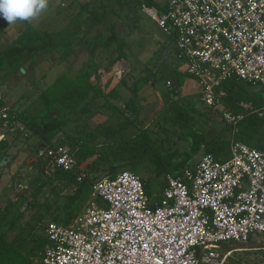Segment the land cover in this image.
Here are the masks:
<instances>
[{
    "label": "built area",
    "instance_id": "1",
    "mask_svg": "<svg viewBox=\"0 0 264 264\" xmlns=\"http://www.w3.org/2000/svg\"><path fill=\"white\" fill-rule=\"evenodd\" d=\"M141 10L174 35L176 57L200 86L204 106L219 104L214 89L230 78L264 93V0H167L162 11L144 4ZM255 112L264 115V106ZM222 118L235 127L243 114ZM0 120L10 132L24 130L6 103ZM35 160L64 172L77 168L64 146L42 147ZM75 176L81 182L86 173ZM165 181L155 200L130 171L93 182L102 205L91 203L70 226L49 222L42 264H230L235 251L251 250L220 253V244L245 246L264 235V150L233 140L226 159L204 154Z\"/></svg>",
    "mask_w": 264,
    "mask_h": 264
},
{
    "label": "trees",
    "instance_id": "2",
    "mask_svg": "<svg viewBox=\"0 0 264 264\" xmlns=\"http://www.w3.org/2000/svg\"><path fill=\"white\" fill-rule=\"evenodd\" d=\"M95 1L99 2V7L96 8L94 4L91 6L86 4L83 10L87 12L92 24L109 25V32L104 37L101 46L103 48L115 46L117 56L109 60V65H113L115 61L124 59L125 45L121 34L118 33L119 26L110 20V15L115 14L113 9L102 0ZM113 1L118 2V0ZM143 4L156 7L162 11L161 5L154 0H144ZM7 26H9L7 21L0 19V29H5ZM169 36L172 38L177 55L174 35ZM55 44V38L47 31L26 24L16 37L0 48V85L7 81L11 75L21 72L36 56L53 50ZM145 70L147 71L146 74L139 77L131 86L130 102L137 100L141 89L151 83L155 77V73L150 69ZM97 71L98 65L94 62L84 63L79 70L62 74L49 87L41 90L37 96L36 106L13 111L7 105L14 121L23 126V131L14 130L10 132L11 124L5 127L3 121L0 120V135H3V138L0 139V165L3 163L9 165L10 162L7 161L9 158L8 151L12 144L17 143L16 141H22V139L26 142L30 137L37 139V143L30 148L35 156L37 151L42 148L41 146H64L72 153L77 167L74 173L59 169H54L52 172L54 180L64 182L72 190L71 194L66 196L62 208L56 211L50 220V222L64 226H70L73 223L78 216L77 211H80L83 205L88 203L89 196L90 198L92 196L93 182L103 177L114 178L119 172L130 171L140 178L149 199H152L150 197L151 186L157 185L160 190L156 197L158 199L166 186V176L168 174L177 176L186 169L175 171V169L166 167V157L160 151L161 145H158L161 142L158 141V138H151L148 130L141 131L140 134L131 137H125V134H112V131H108L107 128H99V126L93 131L77 128L71 134L66 132L69 124L77 116L94 111L91 108L94 101L101 102L98 111L104 110L110 111L111 115H122V109L112 103L113 100L118 99V92L114 88L105 92L108 86L102 89L99 80L94 84L91 82L92 76H96ZM184 77L191 76L186 73L176 76L175 89L171 90V98L179 95ZM120 83L127 86L124 80H121ZM254 87L239 82L235 78L221 82L214 89L219 104L207 107L205 114L202 113L197 117L210 115L223 121V112L243 114L242 120L235 127L226 126L232 131V141L242 142V138L247 134H260L258 129L262 124L264 115H258L255 110L261 109L264 105L261 99L256 97ZM1 97L3 98L2 95ZM4 103L6 102L0 101V105H4ZM127 104L128 102L125 103V106ZM242 105H250V108H244ZM56 111H58L57 115L53 114L48 118L49 114ZM167 111V114L160 118L161 124L158 128V134H175L176 128L180 130V134H195L198 137V147L199 149L202 148L204 154H211L217 160L227 158L222 153V142L216 137L207 141L203 131L196 127L197 117L194 118L193 124V121L190 120H193V117H190L189 111H182L180 105L173 99H170ZM190 112L194 113V110L191 109ZM241 129H245V132L241 133ZM6 136L12 138V144L7 141ZM56 138L57 140L54 141ZM99 143L105 148L100 150ZM251 147L264 150L263 137H257L256 143ZM35 163L33 162V165L38 167L40 174L43 173L44 167L49 166L43 163V166L39 167ZM80 171L85 172L86 177L81 182H77L75 175ZM38 192L36 191V193ZM21 203H24V199L20 195L16 200H6L0 208V264H42L43 250L49 244L45 235L48 223L38 226L39 233L32 232L27 235L26 240L29 243L27 250L22 249L21 245L17 246L14 240L8 239V233L13 231L26 209L24 208L17 216L12 217ZM92 203L102 205L101 199L96 196H93Z\"/></svg>",
    "mask_w": 264,
    "mask_h": 264
},
{
    "label": "rangeland",
    "instance_id": "3",
    "mask_svg": "<svg viewBox=\"0 0 264 264\" xmlns=\"http://www.w3.org/2000/svg\"><path fill=\"white\" fill-rule=\"evenodd\" d=\"M102 1L106 2L116 14L110 15V20L119 26L118 33L121 34L125 45L124 59L115 61L113 65H109V60L117 56L115 46L112 45L109 48L101 46L109 32V25L92 24L87 12L83 10L86 4L99 7V2L95 0H47V8L39 15L27 21L18 20L5 29H0V48L16 37L26 24L47 31L56 40L53 50L36 56L21 72L11 75L0 85V94L11 110L20 111L29 106H36L37 96L41 90L49 87L62 74L77 71L84 63L92 61L98 65V71L96 76H92L91 82L94 84L99 79L102 89L108 86L105 92L114 88L119 94L118 99L112 101L116 107L123 105L131 98V86L139 77L146 74L145 69H150L155 73V77L151 83L141 89L136 102L138 103L139 100L151 102L158 98L157 107H160V111L157 116L162 117L167 114L169 102L167 97L170 96L171 90L175 89L176 76L184 75L186 69L185 63L176 59L171 37L152 18L142 12L144 0H118L116 3L113 0ZM154 1L162 4L167 0ZM121 80H124L127 86H123L120 83ZM167 82L173 85L172 88L167 87ZM198 87L193 78L184 77L180 90L185 100L191 102L190 107L196 111H205L207 107L194 95ZM254 93L264 105V93L260 87L255 86ZM98 104L101 102L94 101L91 108L99 110ZM149 110H152L151 106ZM93 112L77 116L69 124L66 132L71 134L77 128L90 127L91 122L95 120L92 118ZM102 112L105 118L110 114L109 111ZM189 115L193 119L197 117L191 112ZM203 121L200 119V124ZM214 122L217 127L221 125L223 127L221 132H218L217 139L222 142V153L226 156L229 154L232 131L218 121ZM261 123L258 129L260 134L245 135L242 138L244 144L251 147L259 136L264 140V117ZM197 124L196 121L195 125ZM243 132L245 129H241V133ZM204 135L209 141V135ZM125 137H130V134H125ZM150 137L154 139L158 137V141L161 142L158 145L162 147L160 151L166 157L165 165L168 169L180 171L197 163L204 154L202 148L198 147V137L195 134H157L156 137L150 134ZM56 140L57 138L54 141ZM16 142L11 145L10 154L8 152L9 165H1L0 168V208L6 200H16L20 195L24 199V203L17 207L12 217L26 209L7 237L9 240H14L17 246L21 245L22 249L27 250L29 248L27 235L32 232L39 233L38 226L50 222L53 214L62 208L66 196L70 195L72 190L64 182L53 179L54 169L50 166L44 167L43 173L40 174L38 167L33 165V162H36L35 164L41 167L44 163L35 160V155L30 150L36 144V138L30 137L26 142L23 139ZM36 191L39 192L36 193ZM159 191L157 185L151 186L150 197L155 199ZM93 196L95 195L92 193L88 203L77 211L78 215L90 206ZM263 242L264 235L255 234L245 246L229 241L220 244L217 251L223 253L238 247L249 249L251 251H235L229 262L230 264H254L264 257V245H261Z\"/></svg>",
    "mask_w": 264,
    "mask_h": 264
},
{
    "label": "crops",
    "instance_id": "4",
    "mask_svg": "<svg viewBox=\"0 0 264 264\" xmlns=\"http://www.w3.org/2000/svg\"><path fill=\"white\" fill-rule=\"evenodd\" d=\"M166 2H163L162 4H160L162 9L164 8ZM169 37H171V36H169ZM99 83H100V81H99ZM172 86L173 85L170 84V86H167V87L172 88ZM180 89H181V87H180ZM180 89H179V95L177 97H174V99H173V98H171V94H170V96H168L167 98L169 99V101H170V99L175 100V102H177L180 105V107L182 108V111H189L190 112L191 109L194 110L192 107H190L191 102L185 100L186 98H184ZM194 95L196 97H198V99L200 100V86L198 87V91ZM157 101H158V98L157 99L155 98L153 101L151 100V102L149 101L150 103L142 101V100H139L138 103L136 102V100H133V101H131L132 102L131 103L128 100V101L124 102L123 105L118 106L123 111L122 115H120V116L111 115V113H110L105 118L103 116V114H104L103 112L98 111V110H94V112L92 114V116H93L92 118L93 119L95 118V120H93V122H91L92 124L88 128H90V131H93L96 127L99 126V128H101V127L107 128L108 131H112V134H130V137L135 136V134H140L141 131H145V130L147 131L148 130L150 132V134H153L156 137L158 134V128L160 127V124H161V122H160L161 117L157 116L158 115L157 113L160 111L159 110L160 107L159 108L157 107L158 106ZM127 102H128V104L125 106V103H127ZM200 102H201V100H200ZM92 103H94V102H92ZM98 105H100V104H98ZM150 106L152 107V110H149ZM155 107H157V108H155ZM204 112H206V110L205 111L194 110V114H196V116L202 115V113H204ZM200 119L204 120L201 124H200ZM214 121H218V123L223 124L225 126V128H227L226 124L223 121H220L219 119L214 118L210 115H204L203 117L198 118V120H197L198 124L196 127L199 128L200 130H202L204 134H208L210 139L212 137L217 138L218 132H221V129H223V127H222V125L217 127L216 123ZM193 124H194V119H193ZM88 128H85V130L87 129V131H89ZM175 134H180V130L176 128ZM1 136H3V135H0V137ZM156 138H158V137H156ZM7 141L9 143L11 142V144H12V138L11 137H8ZM231 141H230V143H231ZM99 145L101 146L100 150L105 148V146L101 145L100 143H99ZM8 152L10 154L11 150ZM226 156H228V155H226ZM7 161H8V159H7ZM6 164L7 163H3L2 165H6ZM0 168H1V165H0Z\"/></svg>",
    "mask_w": 264,
    "mask_h": 264
},
{
    "label": "clouds",
    "instance_id": "5",
    "mask_svg": "<svg viewBox=\"0 0 264 264\" xmlns=\"http://www.w3.org/2000/svg\"><path fill=\"white\" fill-rule=\"evenodd\" d=\"M47 8V0H0V19L14 24L27 21Z\"/></svg>",
    "mask_w": 264,
    "mask_h": 264
},
{
    "label": "water",
    "instance_id": "6",
    "mask_svg": "<svg viewBox=\"0 0 264 264\" xmlns=\"http://www.w3.org/2000/svg\"><path fill=\"white\" fill-rule=\"evenodd\" d=\"M53 114H58V111H56V112H54V113H51V114H49V116H48V118H50ZM41 147H43V146H41ZM261 245H264V242L263 243H261Z\"/></svg>",
    "mask_w": 264,
    "mask_h": 264
}]
</instances>
